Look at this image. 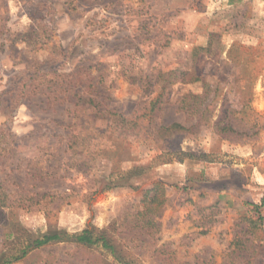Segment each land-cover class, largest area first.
Listing matches in <instances>:
<instances>
[{"label": "rangeland", "instance_id": "rangeland-1", "mask_svg": "<svg viewBox=\"0 0 264 264\" xmlns=\"http://www.w3.org/2000/svg\"><path fill=\"white\" fill-rule=\"evenodd\" d=\"M0 200V257L92 224L127 264H264V0H0Z\"/></svg>", "mask_w": 264, "mask_h": 264}, {"label": "trees", "instance_id": "trees-1", "mask_svg": "<svg viewBox=\"0 0 264 264\" xmlns=\"http://www.w3.org/2000/svg\"><path fill=\"white\" fill-rule=\"evenodd\" d=\"M175 73L178 72L171 71L169 74L173 75ZM182 76L184 80H189V81H199L202 79L201 74L197 73L196 71H192L189 73L182 72ZM74 96L77 97L75 104L77 105L82 104L83 106H85L86 109L92 108L93 111L96 110V112L98 111L100 114L104 113L101 110H98L100 105L99 103H96L94 97H85L81 95V93L80 95L75 93ZM153 107H154V102L151 104V108ZM106 113L110 114V119L112 120L113 123L120 124L126 121L125 118L120 113L111 112V111H106ZM178 127L181 128L182 126H180L177 123H174L172 125L167 126L165 129L170 131ZM70 147L73 148V150L75 149V141L70 142ZM0 202L2 201L0 200ZM142 226L144 228L155 226V221L152 218V216H149L148 221L145 222ZM64 241L73 242L74 244H76L77 247H81V248L101 246L103 249L113 254L116 259H120V261L123 262L124 264L128 263L122 258V256L118 252L117 246L113 242V239H111L105 233V231L99 230L92 224H89L86 228L74 234H69L63 230L52 229L42 235H37V236L29 235L27 244L24 245L22 248L18 249L12 254L3 253L0 257V264H10L14 261L24 258L28 253H30L34 249L52 243L64 242ZM239 243L240 242L237 241L236 244L238 245Z\"/></svg>", "mask_w": 264, "mask_h": 264}]
</instances>
